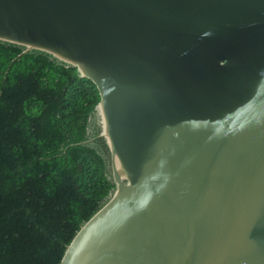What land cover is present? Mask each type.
Returning a JSON list of instances; mask_svg holds the SVG:
<instances>
[{
  "label": "water",
  "instance_id": "1",
  "mask_svg": "<svg viewBox=\"0 0 264 264\" xmlns=\"http://www.w3.org/2000/svg\"><path fill=\"white\" fill-rule=\"evenodd\" d=\"M0 42L100 94L116 189L61 264H264V0H0Z\"/></svg>",
  "mask_w": 264,
  "mask_h": 264
},
{
  "label": "trees",
  "instance_id": "2",
  "mask_svg": "<svg viewBox=\"0 0 264 264\" xmlns=\"http://www.w3.org/2000/svg\"><path fill=\"white\" fill-rule=\"evenodd\" d=\"M0 42V264H61L116 189L77 69Z\"/></svg>",
  "mask_w": 264,
  "mask_h": 264
}]
</instances>
